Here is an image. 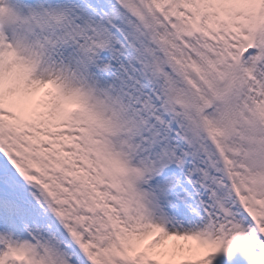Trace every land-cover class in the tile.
Segmentation results:
<instances>
[{
	"label": "snow or ice",
	"instance_id": "1",
	"mask_svg": "<svg viewBox=\"0 0 264 264\" xmlns=\"http://www.w3.org/2000/svg\"><path fill=\"white\" fill-rule=\"evenodd\" d=\"M0 264H264V0H0Z\"/></svg>",
	"mask_w": 264,
	"mask_h": 264
}]
</instances>
